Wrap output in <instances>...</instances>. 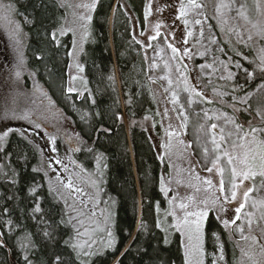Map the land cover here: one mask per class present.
<instances>
[{"label":"trees","instance_id":"16d2710c","mask_svg":"<svg viewBox=\"0 0 264 264\" xmlns=\"http://www.w3.org/2000/svg\"><path fill=\"white\" fill-rule=\"evenodd\" d=\"M11 1L28 34L27 62L35 70L58 116L64 117L71 129H60L56 122L57 131L48 124L42 125L46 131L51 128L47 135L55 137L54 154L56 160L62 161L51 167H45L40 142L30 137L29 132L11 133L0 142V264H28V261L56 264L57 257L62 264H80L71 247L75 242L70 240L74 230L61 223L68 219L65 202L50 191L58 176L68 178L75 173L81 174L76 182L84 188L87 199L96 195H100V200L107 197L116 212L112 229L114 244L107 246V238L100 245V252L93 254L87 264L114 261L113 264H185L180 233L170 227L174 221L168 214L174 196L171 179L176 175L177 153L173 150L176 147L170 144V132L162 112L163 97L156 89L159 85L151 78L147 52L137 43L132 29V22L143 26L147 0H116L112 16V0H95V7L90 6L86 12L91 20L83 25L79 23V12L72 16L71 0ZM199 2L204 7L203 19L197 26L213 31L220 50L211 53L205 62L195 54L187 56L188 64L182 62L185 79L190 84L189 93L200 103L204 118L207 112L209 121L212 111L220 108L245 130L250 122L253 127L260 126L262 121L255 113L253 94L264 86V72L258 67L264 57V36L254 30L255 33L238 39L227 34L221 37L213 0ZM76 26L84 34L87 31V36L82 37ZM62 28L63 35L58 33ZM74 39L88 89L69 92L71 56L68 53L72 52ZM218 62L216 72L203 76L202 65L217 66ZM237 62L241 67H236ZM245 69L253 72L251 78ZM193 89L203 96H196ZM249 93L247 104L234 102L233 97L238 100ZM65 132L68 141L78 149L70 155L63 138ZM216 135L219 137V132ZM98 156L102 158L99 168ZM92 180L96 186L90 183ZM162 180L165 191H161ZM249 183L257 188L264 183V177L256 176ZM33 188L35 192L31 191ZM81 197L76 198L77 204ZM250 197L258 199L257 192ZM67 203L70 205L73 200L68 198ZM37 204L41 212L34 213ZM226 209L222 204L210 207L205 220L206 252L219 256L216 242L211 238L216 233L224 255L219 264H264L261 251L264 240L260 233L244 232L237 236L233 228H225ZM258 217L254 226L261 221ZM45 231L50 235L45 236ZM25 235L33 242L31 250L20 247L19 241ZM212 259V255L206 256L205 264H211Z\"/></svg>","mask_w":264,"mask_h":264},{"label":"rangeland","instance_id":"374dc122","mask_svg":"<svg viewBox=\"0 0 264 264\" xmlns=\"http://www.w3.org/2000/svg\"><path fill=\"white\" fill-rule=\"evenodd\" d=\"M71 1L69 5L72 16L79 12V23L85 24L81 17L87 16L86 12L95 0ZM183 2L186 4L187 0H183ZM213 2L214 15L218 17L221 24V37H225L227 34L238 39L240 36L244 37L255 33L254 30L258 32L261 27H264V0H213ZM3 3H11L13 5L11 0H3ZM65 3L68 7V3ZM257 3L261 6L259 11H257ZM220 4L228 5V7L218 10L217 5ZM240 4L245 5L244 16H240L237 11ZM82 5H88L89 7L85 8ZM180 5L181 0H147L146 9L148 14L146 16V25L142 31H138L137 35L138 41L147 52L146 60L149 62L151 78L159 85L156 86V89L163 97L162 112L166 127L170 133H173V135H169L170 144L176 147L173 148L174 152L177 153L175 157L176 175L173 174L174 176L171 179L175 187L174 196L170 200L172 203H170L169 210L172 211L174 209L178 215H182L178 205L180 203H191L190 198L194 199L196 203L207 201L211 207L212 202L219 197L220 203L218 205L222 204L225 209H228H226L228 217H225V220H232L236 215L234 210L244 201L243 193L251 187L249 180H245L239 186L235 200L224 203L223 196L219 191L221 176L217 171V167L212 164L214 156L211 152L206 156L203 150L205 142L210 139L208 131L211 124L216 123L218 125L215 131L220 134L221 127H225L226 119H231V117L220 108H215L210 114V121L208 118H204L201 114L200 103L192 99L189 93L188 86L190 84L185 79V68L182 63L187 62L188 64L187 56L189 54H195V57H200L201 62L208 61L209 59L207 58L211 56V53L220 50V45L210 28L198 27L195 24L196 19H203L201 10H199L200 15L189 13L185 18L177 19ZM12 19L19 25L20 43L18 45L10 38L11 29L15 28L16 25L0 21V136L4 133H8V136L21 130H24L23 133L28 134L29 132L30 137L35 138V140L38 139L40 142L41 156L45 161V167H47L50 161L53 165L55 164L56 155L52 150L51 141L47 135L48 131L51 132V128L46 131L42 125L48 124L55 131L58 129L54 122L58 123L60 125L59 128L63 130L71 129V127L64 117L58 116L59 113H57V109L39 83L35 70L27 62V31L21 26L16 13L12 16ZM184 19H187V24L184 23ZM62 23L66 24L65 22ZM253 25H256V27ZM61 31H63V28L58 30V33ZM77 31L83 37L78 27ZM157 32L160 33V36L150 41L149 37L156 36ZM188 33H191V35H188ZM185 39H187V43H185ZM149 44H151V47H148ZM169 44L178 49L179 52L173 54L171 48L168 47ZM185 48L189 50L187 56L184 55L183 50ZM72 52L73 55L70 58V87L75 89V91L88 89L83 70H80L83 67L79 60V47L72 48ZM218 66H220L219 62L217 66H211V68L201 67V72L203 76H208V74L210 76V74L217 71L216 68ZM17 72H19V76H17ZM73 77L76 79H72ZM169 80L171 83H169ZM186 86L187 90H185ZM257 98L260 99L257 100ZM190 100L192 101L191 104L189 103ZM253 100V105L256 108L255 113H257L258 109L264 111V86L259 87L253 94ZM185 117H187L186 121ZM36 124H39L40 127L36 128ZM201 125L204 126L203 130H201ZM232 129V124H227L225 127L226 132ZM55 135L58 136L57 133ZM63 138L64 142L67 143V155H70L72 151L77 149V146L68 141L66 132L63 134ZM206 146L209 149L212 148L211 143H207ZM224 147L227 148L228 146L225 145ZM216 154L221 155V161L218 166L225 168L223 178L227 183L229 181V173L227 171L226 158L221 153ZM208 168L213 170L209 172ZM88 175L89 178H92L89 172ZM72 177L75 179V176ZM206 181H211V185L206 183ZM257 197L258 199L264 198V189L257 192ZM81 199L86 201L83 210L85 212L95 210L96 217L100 222L101 230L91 237L96 241L93 246V252L96 254L100 252V245L108 238L107 231L112 232L116 212L111 200L107 197H103L100 200V195H96L95 198L90 200L82 196ZM252 199L250 197L245 211H253L250 207ZM258 215L260 213L256 211L251 228L247 226V221L243 215L240 220H237L235 226L230 225V227L234 231L236 227L243 226V233H254L255 231L260 233V237L264 240V220L254 226L256 223L255 217H258ZM106 216L109 218L106 219ZM179 233L184 246L186 237L181 232ZM235 235L240 236L241 233L235 231ZM87 239L89 237H82V240Z\"/></svg>","mask_w":264,"mask_h":264},{"label":"snow or ice","instance_id":"6c2138e0","mask_svg":"<svg viewBox=\"0 0 264 264\" xmlns=\"http://www.w3.org/2000/svg\"><path fill=\"white\" fill-rule=\"evenodd\" d=\"M82 7H89L88 5H82ZM91 7H95L93 4ZM204 6L199 2V0H187L185 4L183 0H181L180 8L178 9L177 19L185 18L189 13H195L196 15H200L199 10H201ZM228 7V5L220 4L217 5V9ZM257 11L260 10V4L257 3L256 5ZM17 9L11 3L5 4L3 0H0V21H5L8 24H15V28L11 29V39L18 45L20 43V33H19V25L12 19V16L16 13ZM240 16L245 15V5L240 4L239 9L237 10ZM148 14V10L146 9V15ZM207 17H205L206 19ZM246 18V17H245ZM82 20L85 22L91 20V16H82ZM184 23L187 24V19H184ZM195 24H201L200 19L195 20ZM256 27V25H253ZM159 27V25H157ZM61 35L64 34L63 31L60 32ZM143 34V33H142ZM259 35L264 36V27L259 29ZM85 37L87 36V31H85ZM191 35V33H188ZM160 36V33L157 32L156 36L149 37V40H155L157 37ZM52 38L56 39V33L53 32ZM251 39V36L248 37ZM139 43V41H137ZM185 43H187V39H185ZM151 47V44L148 45ZM171 48L173 54L179 52L178 49L173 47L171 44L168 45ZM73 48H76V41L73 40ZM82 50V44H81ZM184 55L187 56L189 50L185 48ZM69 56L73 55V52L68 53ZM239 55V53H238ZM247 59V57H245ZM22 63V61H21ZM79 67V66H78ZM202 68L205 66H201ZM211 67V65H208ZM226 68L227 65H224ZM236 67H241L239 62H237ZM260 70L264 72V57L261 58L260 64L258 65ZM82 71L83 69L80 68ZM245 72L249 78L253 76V72H248L245 69ZM183 75V73H181ZM17 76H19V72H17ZM232 77V73L229 72L228 78ZM72 79H76L73 77ZM224 79V77H221ZM169 83L171 81L169 80ZM187 90V86L186 89ZM69 92L74 91L73 88L69 87ZM195 92V90L193 89ZM195 95L198 97H202L203 94L201 92H195ZM251 96V93L247 94L245 97H241L237 100L236 97H233L234 102L239 103L241 105L248 103V98ZM206 99V98H205ZM211 103V101H207ZM189 103L191 104L192 101L190 100ZM183 114V113H182ZM256 115L261 118L262 124L260 126L253 127L251 122L249 124V128L245 130L241 125L237 124L233 119H226V124H232L233 129L231 131L226 132L225 127H221L219 137H217L215 130L217 129L218 125L216 123H212L210 126V130L208 131V135L210 139L205 142V146L203 148L205 155L207 156L210 152L214 156L212 159V164L214 167H217V171L221 176L220 180V187L219 191L223 196V202L228 203L230 200H235L237 198V189L240 185L244 183L245 180L254 179L256 176L264 177V111L257 110ZM205 117H207V112H205ZM187 117H185V121ZM36 128H39L40 125L36 124ZM204 129V126L201 125V130ZM8 133H4L0 136V141L7 136ZM169 135H173V133H169ZM199 139V138H198ZM51 143L53 144L52 150L55 151V137L50 138ZM211 143L212 148L209 149L206 144ZM227 145L228 147L225 148L224 146ZM78 150V149H77ZM216 153H221L227 161V171L229 173V181L226 183L224 180L225 168L219 167L218 164L221 161V155H217ZM101 157H97V166L98 168L101 166L100 161ZM56 165L62 163L61 160L57 159L54 161ZM48 166H52V162H48ZM37 169H34L36 171ZM65 170L67 167L65 166ZM209 172L213 169L208 168ZM47 174V173H46ZM75 179L72 176L68 178H63L58 176L56 181L52 183L50 191L55 194L56 197L63 199L65 205L67 207L66 215L68 219L61 220L62 224H67L71 226L74 230V235L70 238L71 241H75L71 243V247L73 248L74 252L76 253L78 259L80 260V264H87L88 259L94 254L93 246L96 243L94 239L91 237L95 235L98 231H100V222L96 217L95 210L90 212H85L83 207L86 204V201L81 199L79 204H77L76 198L79 196L86 195L84 188L80 186L76 181L80 179V174H74ZM90 183L93 186H96V181L92 180ZM161 191H165L163 187V180H162ZM209 185H211V181H206ZM264 189V183H262L259 188L250 187L243 193L244 201L240 203L239 207H237L234 211L236 213L235 217L232 220H224L223 224L225 228H228L230 225L235 226L237 220L241 219L243 215L244 219L247 221V226L249 228L252 227L253 224V217L255 216L256 211H259L260 216L257 218L258 220H264V198L259 199H252L250 207L253 211H245L246 206L249 204L250 194L253 192H259L260 190ZM35 188L31 189L32 192H35ZM67 193V196L64 193ZM71 198L73 200L72 204H68L67 200ZM89 199H92L89 196ZM191 199V203H180L178 205L180 212L182 215H178L177 212L173 209L168 214L172 216L174 223L170 225L171 228L175 229L176 231L181 232V234L186 237V242L184 243L185 248V264H205V258L208 255H212L213 259L211 264H219V262L224 260L223 255V245L218 243L219 237L216 233L211 234V238L216 242L215 246L217 251L219 252V256L217 257L215 253L209 254L206 252L205 249V241H206V231H205V220L209 215L210 206L207 201H203L200 203H196L194 199ZM170 203H172L170 201ZM220 203V198L217 197L211 204V208H215ZM34 213L41 212V208L39 204L34 208ZM7 212V209H5ZM75 213V215H73ZM103 214V213H102ZM110 216V214H109ZM109 218L106 216V219ZM35 219V215L33 216ZM11 223V222H9ZM143 226V225H141ZM159 222L157 223V227H159ZM81 229H83L81 231ZM235 231H239L241 234L244 231L243 226H238L234 229ZM45 236H49L50 233L45 231ZM107 246L111 247L115 240L111 231H107ZM82 237H89L87 240H81ZM242 239H246V237H241ZM20 247L25 250H31L34 246L31 239H29L28 235H25L19 241ZM262 253H264V245L261 247ZM244 256H247L249 259L252 257L247 253L243 252ZM27 261V256L25 257ZM28 264H31V261H28ZM56 264H62L61 258H56ZM256 264V262H254Z\"/></svg>","mask_w":264,"mask_h":264},{"label":"flooded vegetation","instance_id":"af4514ba","mask_svg":"<svg viewBox=\"0 0 264 264\" xmlns=\"http://www.w3.org/2000/svg\"><path fill=\"white\" fill-rule=\"evenodd\" d=\"M115 1H116V0H112L111 9H110V14H111V16H112V14H113L114 6H115ZM146 5H147V4H146ZM144 9H145V11H146V7H145V6H144ZM111 16H110V17H111ZM146 16H147V15H146V13H145L144 18H143V26H142V27H140L138 24L132 22V29H133V32H134V34H135L136 37H137V35H138V31H142V30L145 28V25H146V19H147ZM85 23H86V22H85ZM82 25H83V23H82ZM82 34H83V37H85L84 33H82ZM137 41H138V38H137ZM141 45H142V44H141Z\"/></svg>","mask_w":264,"mask_h":264}]
</instances>
